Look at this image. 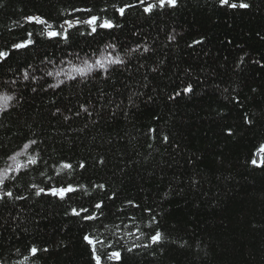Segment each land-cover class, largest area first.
<instances>
[{
	"label": "trees",
	"instance_id": "obj_1",
	"mask_svg": "<svg viewBox=\"0 0 264 264\" xmlns=\"http://www.w3.org/2000/svg\"><path fill=\"white\" fill-rule=\"evenodd\" d=\"M106 2L6 0L5 7L0 9V50H10L13 41L18 42L20 37L26 35L19 24L13 23H24L23 17L26 15L42 16L54 29H58L61 15L67 16L73 7H95L98 11ZM112 2L124 4L136 3V0ZM249 2L256 5L259 0ZM159 11V15L147 18L137 9L128 10L126 19L120 21L124 25L123 29L115 30L118 42L126 44L128 49L140 43V51L145 45L154 50V54H145L147 58L140 57V51L134 53L132 58L125 56V59H131L129 71L113 74L117 87L126 85L131 90L146 92L155 97L153 103L137 101V107L131 110L129 118L121 113L115 121L108 119L107 113L104 119H99L94 113L93 119L97 120L95 125L86 117L73 118L67 123L63 116L50 118L49 113L55 110L51 105L53 100L64 109V115H71L67 108L77 111L81 103L90 110L95 106V111L100 112L103 102L98 100L97 93L101 88L109 91L113 99H123L127 108V91L121 87L123 95L117 96L103 81L89 80L71 87L64 85L63 91H56L55 94L51 89L47 94L32 93L24 87L28 82L22 81L23 68L17 72L18 64L27 67L25 54L20 52L12 55L8 65L0 68V73L6 74L4 79L21 81L23 99L19 103L23 106L18 107V111L24 115L17 119L13 113L10 119L3 121L8 130L0 128V142L11 154L23 147L22 144L18 147L17 137L27 134L29 138L41 142L40 148L31 149L30 154L39 153L49 163L61 157L74 164L85 159L89 169L84 177L91 178L95 183H106L109 194L118 192L120 196L116 207L123 206L127 199L142 206H151L160 213L162 224L169 230L174 229L171 231L173 239L181 236L188 239L185 230L198 233L203 240L201 247L208 254L209 264H264V171L250 164L252 154L264 144V120L251 128H235L234 137L222 135L221 129L213 123V118L216 111H226L224 105L227 101L223 99L226 94H206V89L210 91L209 85L201 84L196 78L199 76L203 80L208 65L213 71L219 68V80L226 81L220 83V88H235L243 99L250 94V88L244 87L242 81L233 75V65L240 56H244V77L249 85L257 88L264 85V68L253 63H264V39L261 38L264 37V7L259 10L253 7L250 10L225 11L218 7V0H179V7L175 11ZM24 27L38 37L42 30H47L46 25L39 24L24 23ZM9 29L12 31L9 32ZM133 32L138 35L133 36ZM170 34H174L176 39L169 41ZM110 38L104 37L105 40ZM201 38L203 44L188 47L194 40ZM74 39L80 41L79 48H83L84 52L89 51L84 38L77 35ZM40 50L52 54L57 67L59 59L66 58V51H71H62L54 43L45 44ZM84 52H81V57ZM205 53L208 55L205 56ZM121 55L124 53L121 52ZM30 62L38 63L36 60ZM74 63L79 64V61L74 60ZM141 64L144 67H140ZM157 65L158 71L152 72L151 69ZM55 82L49 78V83ZM189 82L194 85V98L178 97L175 102L167 100L174 90L182 89ZM144 84L148 87H143ZM8 94L16 96L15 92ZM13 107H17L15 100L10 102L9 111ZM154 115L160 119L154 121ZM2 117L3 113L0 112ZM86 122L88 128L81 132ZM229 123L242 125L241 120ZM150 127H156L161 135H170L174 142L181 145L179 152L171 147L165 151L162 144L146 137L144 134ZM149 143L154 145L152 149L148 148ZM124 153L136 162L135 169H127L129 176H123L116 169ZM100 156L106 157L107 165L91 167ZM188 158L194 160V166H185ZM18 159L23 163L26 156ZM258 160L264 162V154ZM169 164L172 167H168ZM4 167L3 162H0V170ZM113 172L116 173L115 177L112 176ZM193 175L202 181L200 191L188 189L186 195H175L170 190V185L174 187L178 184L187 189L183 182ZM225 177H228L227 181ZM68 178L66 175L65 179ZM42 179L38 173H31L16 181L13 190L27 194L26 182L38 183ZM74 182L87 183V180L76 177ZM6 183L11 185L13 182ZM97 195L101 194L97 192ZM79 203L80 199L76 196L62 206L54 198L39 204L35 200L29 201L25 208L39 214V223L32 215L25 217L20 214L18 221H9L11 226L5 224V230L0 231V262L14 264L23 258L15 253V248L19 247L23 255H27L26 248L35 243L48 247L51 252L42 253L44 258L36 260L34 264H89L90 255L82 243V235L84 232L91 233L95 226L64 215L69 205L78 206ZM16 214L12 212V215ZM136 214L137 223H141V215L147 216L140 212ZM7 216L8 213H5ZM109 223L111 229L113 222ZM124 223L132 226L130 221L125 220ZM143 223H147V219ZM18 224L21 226L18 227ZM99 231L111 238L110 231L103 228ZM124 231L119 233L120 242L130 246L133 241L124 236ZM151 260L150 256L135 259L128 256L124 264H149ZM25 264H33L32 258L29 257ZM154 264L167 262L158 259Z\"/></svg>",
	"mask_w": 264,
	"mask_h": 264
},
{
	"label": "snow or ice",
	"instance_id": "obj_2",
	"mask_svg": "<svg viewBox=\"0 0 264 264\" xmlns=\"http://www.w3.org/2000/svg\"><path fill=\"white\" fill-rule=\"evenodd\" d=\"M5 3L6 0H0V9L5 7ZM178 7L179 0H136V3L124 4L107 0L105 5L99 8L98 11L95 7H73L67 16L61 15L58 29H54L53 25L49 24L42 16L26 15L23 17L24 23L46 25L47 30H42L38 37L33 31L25 29L24 23L14 21L13 23L19 24L20 29L24 30L26 35L20 37L18 42L13 41L10 50H0V68L8 65V60L12 58V55L23 52L27 67L24 68L23 65L18 64L17 72L23 68L22 81L28 82L24 84V87L32 93L43 92L47 94L51 89L53 94H55L56 91H63L62 86L64 85L71 87L77 83L82 84L89 80L103 81L104 84L113 89L117 96L123 95L121 87L127 91V108L124 106L123 99L117 101L112 98L109 91L101 88L97 93L98 100L103 102L100 112L95 111V106L90 110L86 104L81 103L77 111L73 112L71 108H67L66 110L71 115H64V109L57 101L53 100L51 105L55 110L49 113L50 118L55 119L58 116H63V120L67 123L73 118L83 119L86 117L93 125L97 123V120L93 119L94 113L99 119H104L105 113H107L108 119L112 121H115L121 113L125 118H129L132 115L131 110L137 107V101L144 104L153 103L155 97L140 90H131L126 85L117 87V80L113 78V74L117 71H129L131 59H125V56L132 58L134 53L140 51L141 44L136 43L133 48L128 49L126 44L118 42L119 38L115 35V30L123 29L124 25L120 21L126 19L128 10L137 9L145 17L151 18L153 15H159V10L175 11ZM218 7L225 11L250 10L253 7L259 10L264 7V0H259L256 5L250 3L249 0H218ZM77 13L79 15H76ZM11 31L9 29V32ZM77 35L84 38V42L89 48L88 52H84L83 48H79L80 41L74 39ZM132 35L136 36L138 33L133 32ZM96 37H100V39L97 40ZM104 37L111 38L105 40ZM88 38H91V40L89 41ZM261 38L264 39V37ZM175 39L176 36L174 34L168 36L169 41ZM53 43L62 51L71 49V51H66V58L59 59V67H57V63H54L52 54H49L46 50H40L45 44L51 45ZM203 43L204 40L201 38L194 40L188 47L193 48ZM81 52H84L83 57H81ZM121 52L124 55H121ZM145 54H154V50L145 45L140 51V57L147 58ZM207 55L208 53H205V56ZM32 60H36L38 63L33 64L30 62ZM74 60L79 61V65L74 63ZM225 60H227V57H225ZM160 63H163V61H160ZM212 63L214 64L215 61ZM253 63L259 65L260 68H264V63L261 61H253ZM244 64V56H240L239 60L233 65V75L242 81L244 87L250 88V94L243 99L235 88L231 90L229 87L220 88V83L226 81L219 80V68L213 71L211 70V65H208V71L203 80H200L199 76L196 77L201 84L207 83L209 85L210 91L206 89V94H226L223 95V99L227 101L224 105L226 111H216L213 123L221 129V134L227 137H234V129L237 127L251 128L264 120V85L259 88L249 85L244 77V72L246 71ZM140 67H144V65L141 64ZM151 71L157 72L158 65L153 67ZM5 75V73H0V99L3 101L2 105H0V112L3 113V117L0 118V128L8 130L3 122L5 119H10L13 113H15L17 119L24 115V113L18 111V107L23 106L19 103L23 99V93L20 91L21 81L18 79H4ZM59 77L64 78L57 80L56 78ZM49 78L56 80V82L49 83ZM144 79L146 80L147 77H144ZM143 87L147 88L148 85L144 84ZM11 92H15L16 96L8 94ZM194 96V85L189 82L182 89L174 90L167 97V100L175 102L178 97L194 98ZM13 100L16 101L17 107H13L12 111H9L10 102ZM159 119V116H153L154 121ZM236 120H241L242 125L229 123V121ZM87 128L88 123L86 122L84 128L80 129V131L85 132ZM144 135L162 144L165 147V151L171 147L178 153L181 148V145L174 142L170 135H161L156 127H150ZM25 140H27V143H24ZM17 142L18 147L20 144L23 147L19 151H13L11 154L8 150H5L2 142H0V162L5 165L2 172H0V193H2L0 194V231L5 230L4 226L9 224V221H18L20 214H24L25 217L32 215L38 224L39 214L33 212L30 208H25V205L31 200H35L39 204L46 199L54 198L57 204L62 206L71 201L73 196H76L80 199L79 205H69V208L64 210V215L75 217L81 221L88 222L89 225L95 226L91 233L84 232L82 235V243L90 255L89 264H110V262L124 264V260L128 256L133 259L150 256L152 260L149 261V264H154L158 259L166 261L167 264H209L208 254L201 247L203 240L199 238L198 233L194 231L189 233L185 230V235L188 236V239H184L183 236L173 239L171 238V231H174V229H167L159 219L160 213L155 212L151 206H142L132 199H127L123 206L116 207V201L120 196L118 192L113 191L109 194L106 183H95L92 182L91 178L84 177V174L89 169L85 159L82 158L78 163L74 164L61 157L59 160H52L49 163L39 153L37 155L30 154L31 149L40 148L41 142L37 139L29 138L25 134L18 136ZM153 146L152 143L148 144L149 149H152ZM261 154H264V144L261 145L256 153L252 154L250 164L255 169L264 171V162L258 160ZM21 156H26L23 163L18 159ZM107 163L106 157L100 156L91 167H105ZM221 163H223L222 159ZM185 166H194V160L188 158L185 161ZM245 166H247V162ZM135 167L136 162L127 153L120 156L116 165V169L123 176H129L130 173L127 169H135ZM168 167H172V165L169 164ZM10 173H16L17 175H10ZM31 173H38L43 179L38 183L26 182L27 194L14 191L15 182ZM66 175L69 177L68 179H65ZM115 175L116 173L113 172L112 176L115 177ZM76 177L86 179L87 183H75ZM224 179L227 181L228 177ZM6 181H12L13 183L10 185ZM183 184L187 185V189L178 184L174 187L170 185V190L175 195H186L188 189L193 192L200 191L202 181L193 175L189 176ZM97 192L101 195H97ZM17 202L23 203L18 204ZM12 212L17 214L12 215ZM137 212L147 214L146 217L144 215L140 216L141 223L136 222ZM5 213H8L7 217H5ZM145 219H147V223H143ZM117 220L120 223H114ZM125 220L130 221L132 226L129 227L128 223H124ZM109 222H113L111 229ZM9 226L11 225L9 224ZM17 226L21 225L18 224ZM101 228L105 231H110L111 238L105 236L104 232L99 231ZM15 230L13 228V232ZM122 230H126L124 231V236L133 241L130 246L121 244L119 233ZM26 251L27 255H23L19 247L15 248V253L22 255L23 258L15 261L14 264H25L29 257L32 258L34 264L36 260L44 258L41 255L42 253L50 254L51 252L48 247L35 243L28 246ZM0 264H3V262H0Z\"/></svg>",
	"mask_w": 264,
	"mask_h": 264
},
{
	"label": "rangeland",
	"instance_id": "obj_3",
	"mask_svg": "<svg viewBox=\"0 0 264 264\" xmlns=\"http://www.w3.org/2000/svg\"><path fill=\"white\" fill-rule=\"evenodd\" d=\"M77 65H79V64H77ZM59 78H61V77H59ZM59 78H57V80L59 79ZM64 77H62L61 79H63ZM2 103H3V101H2V99H0V105H2ZM3 170V169H2ZM2 170H0V172H2Z\"/></svg>",
	"mask_w": 264,
	"mask_h": 264
}]
</instances>
